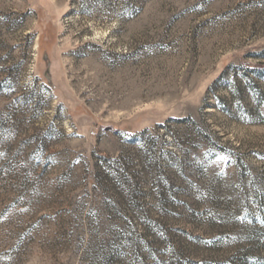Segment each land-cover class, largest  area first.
I'll list each match as a JSON object with an SVG mask.
<instances>
[{
    "label": "rangeland",
    "instance_id": "1",
    "mask_svg": "<svg viewBox=\"0 0 264 264\" xmlns=\"http://www.w3.org/2000/svg\"><path fill=\"white\" fill-rule=\"evenodd\" d=\"M0 264H264V0H0Z\"/></svg>",
    "mask_w": 264,
    "mask_h": 264
}]
</instances>
